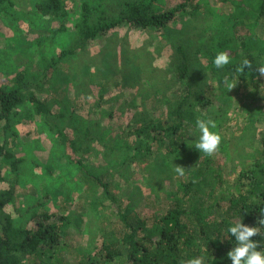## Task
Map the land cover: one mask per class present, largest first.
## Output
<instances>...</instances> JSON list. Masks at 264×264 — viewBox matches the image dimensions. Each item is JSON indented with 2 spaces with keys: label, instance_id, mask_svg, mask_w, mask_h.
<instances>
[{
  "label": "rangeland",
  "instance_id": "1",
  "mask_svg": "<svg viewBox=\"0 0 264 264\" xmlns=\"http://www.w3.org/2000/svg\"><path fill=\"white\" fill-rule=\"evenodd\" d=\"M37 1L0 0V83L11 85L16 74L22 73L30 80L29 89L51 112L47 119L36 113L32 104L24 105L11 141L15 157L22 159L15 186L16 224L30 227L35 214H52L49 221L64 223V246L47 258L49 263L77 264L80 255L101 247L103 237L107 242L115 241L125 253L126 248L119 243L124 226L114 204L135 226L150 225L159 213L180 205L186 209L187 228L198 234L203 224L208 236H216L227 224L239 220L227 191L237 172L250 166L258 153L255 149L264 134V82L248 92L230 80L219 85L206 58L200 57L197 65L205 74L202 94L208 99L203 117L209 113L217 116L218 150L212 155L199 153L194 148L195 137L190 135L193 149L187 151H192L189 154L162 156L164 151L155 146L150 155L132 165L126 158L134 153V137L124 135L130 127L136 129L135 124H128L132 113L142 110L166 123L185 94L184 83L171 66L177 58L156 31L121 26L71 55V65L65 64L66 60L53 64L75 39L84 3L93 19L104 15L103 11L117 14L128 0H62L65 15L58 18L37 13ZM238 1L201 0L198 12L190 16L188 8L175 26L184 24L194 41L217 25L212 12L220 14L226 29V16L237 11ZM242 1L252 6L255 0ZM177 2L161 0L157 4L165 9ZM252 31L264 36V16ZM109 41L115 49L110 58L100 60L99 54L108 50L105 46ZM123 41L142 53L155 48L154 64L161 67L162 75L154 81L136 78L134 83L125 84L120 73ZM89 58L95 61L83 73L78 64ZM57 129L63 130L67 140ZM76 159L81 160L79 165ZM176 166L185 169L182 176L176 173ZM83 169L101 178L105 186L94 188L92 181L83 178ZM187 181L200 184L184 193L182 186ZM6 186L0 182V189ZM19 259L21 264H32L25 255ZM123 259L120 255L98 263L123 264Z\"/></svg>",
  "mask_w": 264,
  "mask_h": 264
},
{
  "label": "trees",
  "instance_id": "2",
  "mask_svg": "<svg viewBox=\"0 0 264 264\" xmlns=\"http://www.w3.org/2000/svg\"><path fill=\"white\" fill-rule=\"evenodd\" d=\"M157 1L161 0L124 1L123 9L117 14L110 15L103 11L104 15L93 19L89 5L84 3L75 39L53 61L54 64L66 60L65 64H70L68 58L85 48L89 41L121 26L152 29L168 44L170 54L177 58L175 63H171L172 69L184 83L185 94L166 123L146 116L142 110L132 113L128 124H135L136 129L130 127L124 134L134 137V153L126 158L132 165L150 155L155 146L164 151L162 156L192 152L187 153L193 149L189 145V130L197 117H203L208 102L202 94L205 74L197 65L200 57L206 58L208 70L219 85L230 80L237 88H245L248 92L256 91L261 81L264 82V71H259L264 70V36L252 31L253 25L264 16V0H255L252 6L239 0L237 11L226 16V29L223 21L219 20L220 14L210 12L217 25L208 35L200 33L194 41L184 24L180 27L175 24L188 8H191L190 16L195 15L203 5L201 0H178L175 5L165 9H160ZM34 7L37 13L49 17L65 15L62 0H38ZM105 47L108 50L101 51L100 60L110 58L115 49L112 41L107 42ZM121 50L120 73L125 84L134 83L136 78L154 81L157 75H162L161 67L154 64L155 48L142 53L141 49L130 48L123 41ZM219 51H227L231 57V63L222 69H216L212 64L214 55ZM245 57L249 65L239 74L236 69ZM93 61L94 58H89L79 62L83 73ZM29 81L18 73L13 84L0 83V182L7 183L5 188L0 189V264H21L20 255L30 258L32 264H51L47 258L53 257L64 246L61 239L64 223L57 225L49 221L52 214L33 215L30 227L16 224L15 186L22 159L15 157L11 146L15 134L13 127L20 109L28 103L44 118L48 119L51 115L48 105L34 90L29 89ZM210 117L217 120V116ZM57 132L67 140L62 129H57ZM255 151L258 153L254 155L252 164L237 172L231 189L227 191L235 213L248 226H258L260 216H264V134ZM74 162L79 165L81 160ZM125 166H128L126 162ZM82 176L92 181L94 188L105 186L102 179L90 171L83 169ZM199 184L195 181L184 182L182 191L186 193L197 189ZM113 206L124 226L119 243L126 248L125 253L121 252L115 241L107 242L103 237L99 252H96L98 248L85 252L80 255L77 264H99L120 255L124 257L123 264H185L186 260L196 256H204L207 264H230L226 254L233 245L226 230L216 233V236H208L204 225L200 224L201 232H191L184 221L186 209L180 205L159 213L150 225L138 223L136 226L120 207ZM57 218L66 219L62 216ZM253 239H257L260 247L264 248V227L260 228V235ZM56 262L59 260L56 259Z\"/></svg>",
  "mask_w": 264,
  "mask_h": 264
},
{
  "label": "clouds",
  "instance_id": "3",
  "mask_svg": "<svg viewBox=\"0 0 264 264\" xmlns=\"http://www.w3.org/2000/svg\"><path fill=\"white\" fill-rule=\"evenodd\" d=\"M230 63L231 57L227 51L217 52L212 59V64L216 69H222ZM248 65L249 61L245 57L238 65L236 71L241 74ZM215 129L216 122L210 116L196 118L188 135L195 137L194 148L199 153L212 155L218 150L221 143V136ZM184 170L181 166L175 167L178 175L182 176ZM261 227H264V216H260L258 226H248L243 223L242 218L226 227L225 230L233 245L226 254L230 260V264H264V248L260 247L257 239H253V237L260 235ZM185 264H207V261L204 256H196L186 260Z\"/></svg>",
  "mask_w": 264,
  "mask_h": 264
}]
</instances>
